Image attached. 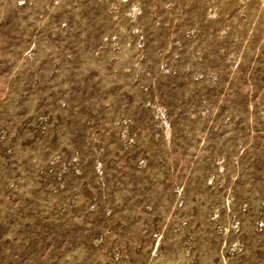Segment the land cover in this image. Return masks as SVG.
<instances>
[{
  "label": "rangeland",
  "instance_id": "1",
  "mask_svg": "<svg viewBox=\"0 0 264 264\" xmlns=\"http://www.w3.org/2000/svg\"><path fill=\"white\" fill-rule=\"evenodd\" d=\"M0 264H264V0H0Z\"/></svg>",
  "mask_w": 264,
  "mask_h": 264
}]
</instances>
